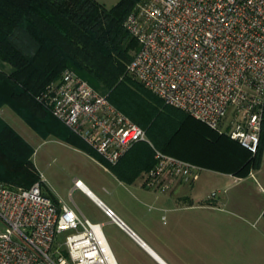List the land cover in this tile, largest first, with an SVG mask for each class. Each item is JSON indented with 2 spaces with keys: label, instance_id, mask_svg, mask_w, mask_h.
Wrapping results in <instances>:
<instances>
[{
  "label": "built area",
  "instance_id": "1",
  "mask_svg": "<svg viewBox=\"0 0 264 264\" xmlns=\"http://www.w3.org/2000/svg\"><path fill=\"white\" fill-rule=\"evenodd\" d=\"M124 25L138 44L129 74L164 103L256 152L264 117V0H143ZM37 99L110 164L134 143H149L154 164L140 175L148 189L164 192L199 175L200 166L155 148L143 127L69 68ZM84 186L74 179L73 187L91 197ZM93 200L134 237L110 207ZM0 221V264H117L103 223L56 204L38 181H0Z\"/></svg>",
  "mask_w": 264,
  "mask_h": 264
},
{
  "label": "trees",
  "instance_id": "2",
  "mask_svg": "<svg viewBox=\"0 0 264 264\" xmlns=\"http://www.w3.org/2000/svg\"><path fill=\"white\" fill-rule=\"evenodd\" d=\"M137 1L117 0L107 8L97 0H0V60L12 67L8 72L0 69V107L9 106L42 137L53 134L92 156L97 154L81 145L78 136L37 99L69 68L143 127L162 152L238 176L257 169L264 153V117L258 147L252 153L164 103L125 73L132 57L128 51L138 44L123 22ZM33 153L32 145L0 118V181L22 187L38 181L57 204V197L43 188ZM153 164L152 146L138 141L108 166L116 175L133 179Z\"/></svg>",
  "mask_w": 264,
  "mask_h": 264
},
{
  "label": "rangeland",
  "instance_id": "3",
  "mask_svg": "<svg viewBox=\"0 0 264 264\" xmlns=\"http://www.w3.org/2000/svg\"><path fill=\"white\" fill-rule=\"evenodd\" d=\"M97 1L107 8L117 2V0ZM142 2L143 0H138L131 11ZM136 49L137 45L129 49L128 53L130 57ZM125 73L132 80L141 84L140 81L129 74L126 69ZM99 90L109 93V91L103 89V87H100ZM13 115L20 123L25 125V122L17 116V114L13 113ZM0 118L8 123V119L6 120V117H3L2 114ZM12 123H14V121ZM11 127L17 132L13 126ZM28 138L30 144L34 148L32 156L33 162L41 175V179L43 178L45 183L43 188L57 193V195L70 204L78 214H83L91 220L102 221V229L106 237V232L109 227V224L106 223V216L85 193L73 187V182L75 178H79L94 191L105 204L108 203L113 208H116L115 200L119 196L121 190L118 189L119 185L114 182L113 175L106 172V166L109 168L108 165L113 164L104 161L98 154L92 156L81 148L94 157L98 161L97 162L86 153L73 148L69 143L53 134L45 137L36 135ZM147 138L149 139L148 136ZM77 139L81 145L94 151L85 141L79 137H77ZM78 148L80 147L78 146ZM202 169L203 167H201L197 179L200 177V173L203 171ZM208 170H215L221 174L225 173L223 170L219 169L209 168ZM142 172L143 170L139 175H141ZM252 172L253 177L243 180L244 189H242L243 186L241 187V185L232 187L226 186V184L223 183L202 184L201 194L206 195L208 193L205 198L206 200L207 198H217L218 196L222 198L221 202L217 203L218 205L216 206L214 203L209 202V200H205L206 202L202 204L207 208L213 207V209L205 210L207 226L205 231L202 230L205 233L201 244L204 241L205 251L208 257L216 253L217 263L264 264V157L261 159L260 166L250 171V173ZM132 191L134 193L136 192L133 189ZM157 191L158 190L151 189L150 193H156ZM211 191H215L216 193L211 195ZM143 204L145 208H150L149 203ZM171 205L172 204H166V206ZM172 213L175 214L176 211H163L160 214L163 216H160L159 221L162 223H169V215ZM2 227L3 225L0 221V230ZM115 233L121 239L126 238V234L121 231L116 230Z\"/></svg>",
  "mask_w": 264,
  "mask_h": 264
},
{
  "label": "crops",
  "instance_id": "4",
  "mask_svg": "<svg viewBox=\"0 0 264 264\" xmlns=\"http://www.w3.org/2000/svg\"><path fill=\"white\" fill-rule=\"evenodd\" d=\"M11 68L12 67L9 63L0 60L1 70L8 72ZM11 111L16 114L7 105L0 107V115L2 114L3 117H6V120L8 119L7 122L13 126L28 143H30L28 137L39 134L28 124L25 123L24 125L20 123ZM13 121L14 123H12ZM69 145L86 153L75 144L69 143ZM86 154L90 158L96 160L88 153ZM262 157H264V153H262ZM214 163H216V161H214ZM202 167L204 172L202 171L200 173V177L197 180L191 183L178 182L167 191L150 193L151 189L142 185L140 175L133 179H126L125 177L116 175L106 166V172L113 175L114 182L119 185L118 189L121 190L119 196L115 200L116 208H113L108 203H106V205L110 207L114 214L134 233V237H132L128 232L115 222L110 221L106 216V223L109 224L106 232V240L117 264L219 263H217L216 253H214V255L211 254V257H208V255H206L204 241L201 244L205 233L202 230L205 231L207 226L205 210L213 209V207L207 208L202 204L209 200V202L214 203L216 206L218 205L217 203L221 202L222 198L221 196H218L217 198H207L206 200L205 198L208 193L206 195L201 194L202 186L211 183H223L226 184V186L232 187L241 185V187L243 186L242 189H244L245 186L243 185V180L253 177V172L244 176H238L231 172L221 174L215 170H208L209 168L205 166ZM84 185L85 187L87 186L85 183ZM86 188L97 199H100L88 186ZM132 189L136 192L134 193ZM52 193L59 201L67 203L57 195V193ZM87 196L94 201L92 196ZM143 203H149L150 208H145ZM166 204L172 205L166 206ZM166 210H175L176 213L169 215V223H162L159 219L160 216L163 215L160 214ZM116 230L125 233L126 238L121 239L118 237L115 233Z\"/></svg>",
  "mask_w": 264,
  "mask_h": 264
},
{
  "label": "bare ground",
  "instance_id": "5",
  "mask_svg": "<svg viewBox=\"0 0 264 264\" xmlns=\"http://www.w3.org/2000/svg\"><path fill=\"white\" fill-rule=\"evenodd\" d=\"M87 187V186H86ZM86 187L84 186V189L86 190V191H88V189H86ZM90 195L94 198V199H97L92 193H90Z\"/></svg>",
  "mask_w": 264,
  "mask_h": 264
},
{
  "label": "water",
  "instance_id": "6",
  "mask_svg": "<svg viewBox=\"0 0 264 264\" xmlns=\"http://www.w3.org/2000/svg\"><path fill=\"white\" fill-rule=\"evenodd\" d=\"M88 192H89V194H90V191H88ZM124 227H127V226L124 225Z\"/></svg>",
  "mask_w": 264,
  "mask_h": 264
}]
</instances>
